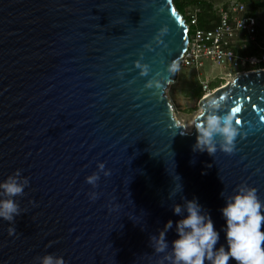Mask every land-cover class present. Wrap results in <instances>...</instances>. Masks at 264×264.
<instances>
[{
	"label": "water",
	"instance_id": "1",
	"mask_svg": "<svg viewBox=\"0 0 264 264\" xmlns=\"http://www.w3.org/2000/svg\"><path fill=\"white\" fill-rule=\"evenodd\" d=\"M186 30L173 0H0V181L17 169L29 179L16 197L24 212L16 232L0 219V264H38L45 254L67 264H160L166 253L156 254L150 237L173 221L171 251L187 215L174 205L197 199L220 247L225 197L247 183L264 201V68L199 100L201 112L221 96L226 111L240 109L234 123L246 135L236 150L193 151L195 122L205 117L187 131L165 94ZM153 79L158 86L146 87ZM98 162L111 174L101 172L92 189L85 177ZM174 176L182 191L170 197ZM90 191L99 193L94 202Z\"/></svg>",
	"mask_w": 264,
	"mask_h": 264
},
{
	"label": "clouds",
	"instance_id": "2",
	"mask_svg": "<svg viewBox=\"0 0 264 264\" xmlns=\"http://www.w3.org/2000/svg\"><path fill=\"white\" fill-rule=\"evenodd\" d=\"M168 32L165 26L160 29L159 35L164 36ZM141 69V75L149 72L147 64H136ZM170 72L179 70L177 62H172L168 66ZM120 75V73H117ZM156 85V81L149 80L146 87L151 88ZM224 97L210 98L203 106L200 115L205 119L201 123L199 117L195 122L196 143L193 151L207 152L210 156L219 150L226 154H232L236 150L237 136L246 135L242 133L239 125L240 121L234 117L239 108L231 111L224 109ZM186 134H189L186 132ZM211 165H209L210 167ZM108 177L111 172L106 169L105 163L98 162L97 171L85 177V182L91 185L92 189L98 187L100 173ZM176 181L171 195L182 191V185L178 176H174ZM29 185V179L21 174L17 169L5 180L0 181V219L9 223L8 234L13 235L16 230L12 225L15 218L20 216L23 210L16 197L24 195L25 188ZM89 200L98 199L99 193L90 191L87 193ZM224 196V193H221ZM114 210L110 208V211ZM175 215L186 212L183 219L176 222L175 228L178 239L169 243L166 239L167 232L173 228V221L165 223L158 235L150 237L151 246L156 254L166 253L160 264L165 261L168 264H229L230 259L236 264H264V232L261 231L264 222V201L258 196V189L247 183H241L233 190V194L225 197V206L221 209L225 219L226 246L217 247L220 234L214 229V224L210 213L203 211L197 199L186 200L185 205H174ZM132 218V217H130ZM38 264H67L62 256L45 254L37 257Z\"/></svg>",
	"mask_w": 264,
	"mask_h": 264
},
{
	"label": "built area",
	"instance_id": "3",
	"mask_svg": "<svg viewBox=\"0 0 264 264\" xmlns=\"http://www.w3.org/2000/svg\"><path fill=\"white\" fill-rule=\"evenodd\" d=\"M199 6L183 16L187 27V45L183 56L176 62L183 67L199 69L205 61L221 64L227 75L264 68V41L259 39V22L247 13V7L235 0L216 10V19L209 28L198 26ZM212 88L202 83V97Z\"/></svg>",
	"mask_w": 264,
	"mask_h": 264
},
{
	"label": "rangeland",
	"instance_id": "4",
	"mask_svg": "<svg viewBox=\"0 0 264 264\" xmlns=\"http://www.w3.org/2000/svg\"><path fill=\"white\" fill-rule=\"evenodd\" d=\"M177 1L179 2L180 0ZM183 1L187 2V5L184 7L183 16H187L188 13L193 11L195 4H189L188 1L190 0ZM231 1L235 0H201L203 6H197H200V11L204 10L207 13L214 12V15H216V10L220 6L226 5ZM251 2L252 0H243L248 10H250ZM208 4L211 5V8L208 7ZM255 16L259 22V39L264 41V5L257 7ZM178 65L179 70L175 72L174 79L166 87L165 94L172 106L174 118L177 119L180 124L188 126L189 131L193 127L194 118L201 112L199 100L203 95V81H208L210 86L213 85V88H216L231 81L234 75H227V69L221 64L208 60L205 61L204 66L198 70L183 67L180 64Z\"/></svg>",
	"mask_w": 264,
	"mask_h": 264
},
{
	"label": "trees",
	"instance_id": "5",
	"mask_svg": "<svg viewBox=\"0 0 264 264\" xmlns=\"http://www.w3.org/2000/svg\"><path fill=\"white\" fill-rule=\"evenodd\" d=\"M241 2H243V0ZM173 3L177 11L182 15H184V7L185 5H187V2L183 0L182 1L180 0L179 2L177 0H173ZM188 3L195 4V6L197 5L203 6L201 0H190L188 1ZM262 5H264V1L252 0L250 4V10L247 9V13L250 15H255V10L257 9V7H260ZM208 7L211 8V5L208 4ZM215 19H216V15H214V12L207 13L204 10L203 11L201 10L200 13L198 14V26L209 28L212 26V22L215 21ZM211 87L213 88L214 86L212 85Z\"/></svg>",
	"mask_w": 264,
	"mask_h": 264
},
{
	"label": "bare ground",
	"instance_id": "6",
	"mask_svg": "<svg viewBox=\"0 0 264 264\" xmlns=\"http://www.w3.org/2000/svg\"><path fill=\"white\" fill-rule=\"evenodd\" d=\"M186 127V129H187V131H188V126H185Z\"/></svg>",
	"mask_w": 264,
	"mask_h": 264
}]
</instances>
